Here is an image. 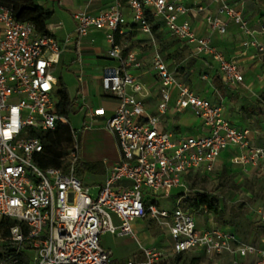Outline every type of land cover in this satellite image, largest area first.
I'll return each mask as SVG.
<instances>
[{
  "label": "built area",
  "instance_id": "1",
  "mask_svg": "<svg viewBox=\"0 0 264 264\" xmlns=\"http://www.w3.org/2000/svg\"><path fill=\"white\" fill-rule=\"evenodd\" d=\"M213 1L217 12L183 0H113L98 13H74L77 43L92 30H103L108 56L117 62L103 67L102 84L120 103L105 124L122 157L96 195L77 175L80 149L74 130V147L61 167L43 168L36 162L44 150L39 133L70 125L57 109L54 70L72 36L60 41L50 31L40 33L32 21L17 19L11 8L0 4V232L8 230L0 239V264H118L112 251L102 246L106 232L130 236L140 245L144 261L126 264H180L190 252L228 256L230 264H244L249 258L254 260L251 264H264V230L259 244L218 226L201 230L194 211L182 206L183 197L178 196L173 209L156 199L170 197L176 188L186 194V178L214 172L227 149L238 150L234 160L248 164L264 161V147L253 146L252 131L226 117L222 101L213 102L181 82L160 52L151 62L159 81L158 103L156 111H149V87L132 72L143 60L136 50L125 51L116 38L128 22L126 4L134 23L153 40L151 17L172 39L192 45L197 55L212 57L226 84L240 83L239 62L218 52L211 37L201 36L191 19H180L203 13L211 32L226 33L227 20H232L250 33L240 9L229 0ZM250 45L264 56V44L254 40ZM173 103L176 112L190 110L199 118L204 132L175 138L163 129L162 118ZM86 107L91 118L106 114L103 107ZM209 212L204 206L203 213ZM259 213L264 223V208ZM145 218L166 230L170 255L159 246L142 244L134 222Z\"/></svg>",
  "mask_w": 264,
  "mask_h": 264
},
{
  "label": "crops",
  "instance_id": "2",
  "mask_svg": "<svg viewBox=\"0 0 264 264\" xmlns=\"http://www.w3.org/2000/svg\"><path fill=\"white\" fill-rule=\"evenodd\" d=\"M183 1L191 7L196 5H207L213 12H217L218 9V6L214 3L213 0ZM37 2L41 6L52 12V17L50 20L51 22L47 27L48 30L56 38H58L60 41H63L68 36H72V41L69 47L64 51L61 57L65 66L68 67V70L71 71L78 80L76 95L74 99L71 100L73 102V110L80 111L83 114V129L78 140L80 149L79 163L84 164V166H87V164H96V167L88 169L84 168V173L80 178L85 182L86 185H88L89 187L90 185L94 186L99 191V189L105 184L107 178L109 177L112 168L121 160L122 157L115 135L106 128L105 124L106 118L114 113L120 103L116 96L105 91L102 84L104 75L103 67L106 65H115L117 62L108 56L109 43L106 40L105 33L103 35L105 42H103L102 39L96 36V30H92L87 36L78 40L77 43V40L74 37L76 22L73 15L74 13L81 10H88L93 13H98L108 8L113 0H37ZM229 2L242 11L243 17L248 23L250 33H245L232 20H227L228 26L226 33L221 34L218 32H211L204 19L203 13L195 16L192 14L181 16L180 19H191L194 27L201 36L211 37L212 44L215 46L218 52L224 54V56L228 59H235L239 62L242 69L243 81L234 85L227 84L228 88L234 89V95L232 94L234 98H236L237 96H242L243 93H251V97H260V94L264 92V56L258 54L256 48L254 46H251L250 43L255 40L259 43L264 44V0H229ZM124 12L128 22L123 28V33H117L116 38L120 43L125 42L124 45L126 51L136 50L139 53V57L143 60V66L139 69L133 68L132 72L139 77L141 82L149 87L150 94L146 98L147 107L149 111L154 112L156 111L158 103V90L154 93L152 91L153 88L149 84L152 81L153 76L157 85H159V81L152 68L151 62L153 55L152 57L147 58L145 57L147 52L143 51L142 48H137V46L132 47L129 39L132 35H134L135 32L142 31L137 26V24L134 23L132 12L126 4L124 7ZM151 24L152 27L154 25H159L156 31H154V28H152L153 38L154 34L160 35V33H162L161 35L163 36V38L171 39V41H177V44H175V46H173L174 48H172V54H182L181 50L178 49H181V47L184 46L187 48L188 55L184 57L181 62L187 61L192 57L197 58L199 62H202L205 66H207L208 71L211 73V76L208 74L206 75L209 81V85L214 87L213 93H215L216 91L219 92L220 99L217 102L222 101L223 103H225L226 99L228 98L225 95V91L222 92L217 87H215L216 84L214 80V73L218 72V74H220L221 78L223 79L222 74L219 71L217 62L210 56H201L195 54L192 45L172 39L166 27H164L162 23L158 22V20L152 18ZM146 37L149 36L146 34ZM171 43L174 42H168L164 44L163 47H165V49H170L172 45ZM76 52L78 54L75 57L69 58L70 55H73ZM67 59L71 60L66 61ZM74 59L77 60L72 63V60ZM171 59L175 64H181L177 63L176 58ZM148 63H150L149 66L147 65ZM168 63L170 64V62ZM80 77L81 80L79 79ZM246 97L249 96L247 95ZM149 99H151L150 103ZM85 104L89 105L93 109L103 107L106 111L105 116L91 118ZM261 107H264V102L263 106ZM187 111L192 113L190 110ZM187 111H184V113H187ZM242 111H244L243 108H241V110L239 111L241 115ZM225 115L229 119L231 118L226 114V112ZM170 119L174 120L171 129V123L169 122ZM195 122L198 121L195 120ZM236 125L249 127L248 125L242 124ZM161 127L173 132L175 138H181L187 135H196L204 132V129L199 122L194 132L182 134L181 132L183 128L181 119L178 116V112H176V110L172 108V105L168 114L162 118ZM255 133H258V130L253 129L252 135L254 138ZM234 150L227 149L222 154L224 156L230 155ZM222 159L223 157L221 156L218 166L220 165ZM115 219L119 221L117 217H115L114 220ZM137 226L138 225L134 223L135 229ZM103 235L101 236L102 246L105 249L112 251L113 257L117 260L118 263V259L114 255L113 249L105 247L103 245ZM223 257L229 258L228 256ZM141 261H143V259L138 260L137 262Z\"/></svg>",
  "mask_w": 264,
  "mask_h": 264
},
{
  "label": "rangeland",
  "instance_id": "3",
  "mask_svg": "<svg viewBox=\"0 0 264 264\" xmlns=\"http://www.w3.org/2000/svg\"><path fill=\"white\" fill-rule=\"evenodd\" d=\"M95 32H97L95 33L96 36L105 42L103 36L105 32L101 30H96ZM161 34L162 33H160V35L154 34L153 40L149 35V37H146V34L142 32H135L129 39V42L132 47L137 46V48H142L143 51H146L147 53L145 57L147 58L152 57L155 52H160L166 61L170 62V66L175 69V75L181 82L193 87V89L199 92V94L210 98L213 102L219 101V92L216 91L213 93L214 87L209 85L208 78L206 77L207 74L211 76L207 66H205L202 62H199L197 58L192 57L187 61L178 62V64L181 63L180 65L175 64L169 57V54L172 52V48H174L173 46L177 44V41L165 39ZM168 42L174 43H171L172 45L170 49H165L163 46ZM124 43L125 42L121 44L124 45ZM178 50H181L184 57L188 55V51L185 46L181 47V49L179 48ZM77 54L78 53L76 52L75 54L70 55L69 58H73ZM70 60L67 59L66 61ZM147 65L149 66L150 63ZM54 75L57 78H62L67 85L71 99H74L76 89L78 87V80L76 76L68 70V67L65 66L62 61V57L55 66ZM153 77L151 81L152 83L150 82L149 85H151L153 88L152 91L155 93L158 90L159 85L155 83V78ZM215 87L217 86L215 85ZM233 90L234 89L232 88H228L227 85L225 86V95L228 98L225 103H223V106L225 107L226 114L231 117L230 119L234 123L239 125H248V128L251 131L253 129L258 130V133H255V138L252 135L253 146L264 147V107L257 105V99L261 97L263 92L260 94V97H251V93H246L249 96L246 97L247 95L243 93L242 96L234 98ZM150 102L151 99H149V103ZM172 108L174 109V103L172 104ZM241 108L244 110L242 111V115L239 113ZM248 109H254L255 113L248 111ZM82 116L83 114L80 111L71 110L67 117L71 129L76 132L78 140L83 129ZM178 116L182 122V134L194 132L196 126L200 122L199 118L189 111H187V113H178ZM195 120L198 122H195ZM173 121V119L169 120L171 123L170 129L173 126ZM74 144V139L71 144H62V150L66 152V155L71 152ZM238 153V150H234L230 155L224 156L222 154L223 159L221 160L220 165L217 166L214 172L208 174L205 179H203V175L199 173H192L191 178L187 177V194L197 191L216 194L221 205L223 220L228 222H238V226L236 228V226H231L219 221L218 219L220 215L216 217L213 212L203 213L194 211L195 221L199 229L205 230L218 226L227 231H235L237 235L246 242L259 244L260 236L264 230V223L262 222L259 213V210L264 208V162H250L248 164L236 162L234 159ZM76 169L77 175L81 177L84 173V169L80 163L76 165ZM90 187L91 193L96 195L98 193V189L91 185ZM181 191V188H176L171 192L170 197L163 199L158 197L156 199L159 200L162 207L173 209L177 202L178 194ZM115 217L116 216H113V220ZM114 222L119 224L117 219H115ZM134 223L138 225L136 227V231L138 232V236L143 245L159 246L165 250L167 255L171 254V238L165 229L157 225L156 222L150 218L138 219ZM1 238H4V234L2 232H0V239ZM103 245L113 249L114 255L118 259V264H126L129 261L136 262L141 259L144 261V255L140 245L130 236H115L106 232L103 235ZM196 255V253L190 252L184 254L179 261H177L180 264H189L190 259ZM253 261L254 260L249 258L243 261V263L251 264ZM230 263V258H225L223 256L208 257L206 255L202 256L201 261L199 262V264Z\"/></svg>",
  "mask_w": 264,
  "mask_h": 264
},
{
  "label": "trees",
  "instance_id": "4",
  "mask_svg": "<svg viewBox=\"0 0 264 264\" xmlns=\"http://www.w3.org/2000/svg\"><path fill=\"white\" fill-rule=\"evenodd\" d=\"M0 4L11 8L13 10L14 16L17 19L32 21L36 25L38 32L47 33L49 31L47 26L51 20L52 12L38 4L36 0H0ZM150 21H152V18L150 19ZM158 27L159 25H154V31H156ZM169 57L176 58L177 63L184 59V56L182 54L177 53H171L169 54ZM76 60L77 59L72 60V63H74ZM57 79V96L59 98L57 109L62 116L67 118L69 112L73 110V102L71 100L66 83L62 80L61 77H58ZM214 80L215 84L217 85V88L220 91L224 92L225 86L227 84L224 82L218 72L214 73ZM263 102L264 92L261 97L257 99V105L263 106ZM248 111L255 113L254 109H248ZM39 136L43 141L44 150L38 153V155L36 156V162L43 168L49 166L61 167L63 165V158L66 156V152L62 150V144H71L74 139L70 125L60 124L54 131L41 132L39 133ZM81 166L83 169H88L96 167V164H87V166L81 164ZM206 176L207 175H203V179H205ZM188 177L191 178V175ZM178 196L183 197L182 206L184 208L196 212H203L204 206H207L209 211L213 212L216 217L220 215L218 219L219 221H222L231 226H236L237 228L238 222H228L223 220L221 205L219 202V198L216 194L202 193L197 191L190 192V194L180 193L178 194ZM6 222L8 223L9 221ZM7 233L8 230L5 229L3 232L4 236H6ZM202 256H204V253H198L196 256H193L190 259L189 264H199Z\"/></svg>",
  "mask_w": 264,
  "mask_h": 264
}]
</instances>
